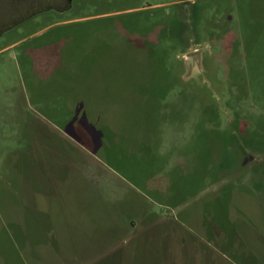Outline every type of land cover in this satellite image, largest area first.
<instances>
[{
    "label": "rangeland",
    "instance_id": "rangeland-1",
    "mask_svg": "<svg viewBox=\"0 0 264 264\" xmlns=\"http://www.w3.org/2000/svg\"><path fill=\"white\" fill-rule=\"evenodd\" d=\"M0 264H264V0H0Z\"/></svg>",
    "mask_w": 264,
    "mask_h": 264
}]
</instances>
